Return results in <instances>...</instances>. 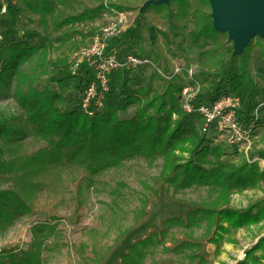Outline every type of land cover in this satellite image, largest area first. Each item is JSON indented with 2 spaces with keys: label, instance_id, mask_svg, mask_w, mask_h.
I'll list each match as a JSON object with an SVG mask.
<instances>
[{
  "label": "trees",
  "instance_id": "16d2710c",
  "mask_svg": "<svg viewBox=\"0 0 264 264\" xmlns=\"http://www.w3.org/2000/svg\"><path fill=\"white\" fill-rule=\"evenodd\" d=\"M6 1L9 12L14 10V14L21 15L29 11L38 17L43 29L51 27L55 32L94 21L108 7L119 11L135 9L137 15L132 25L109 40L107 52L118 49L121 54L144 56L151 52L158 67H161L160 54L147 51L143 44L159 49L162 42L169 47L173 41L168 33L158 29L155 21L163 19L179 24L186 20L192 26L193 41L200 48V66L214 75L207 96L198 103L231 93V82L245 78L251 91L247 94L248 101L237 113L240 123L246 125L254 118L256 109L259 112L264 109V97L262 101L255 99L253 92L258 90V84L250 78L247 69L254 51L264 65V39L252 38L241 54H234L227 32L215 29L209 0H200L198 8L192 0H170L148 6L142 5L146 0H106L107 6L105 0H89L93 6L82 0ZM50 34L33 32L26 39L11 38L0 43V97L17 99L25 110L28 124L18 131L6 127V121H0V137L9 138L8 145H11L6 151L0 147V182L7 184L0 189V226L32 214L45 191L48 196L59 181L69 176L76 184L80 202V169L91 181L92 177L138 157L148 160L161 157L163 165L159 175L152 178L148 194L134 215L136 225L149 216L151 200L162 205L166 198H174L193 187H205L209 195L204 200L191 202L193 208L185 215L162 219L158 227H152L145 236L128 244L118 264H148L147 257H152L150 264L155 263L156 251L175 252L178 261L170 264H206L211 256L207 244L214 245L213 256L217 258L224 251L225 243H238L240 228L264 220V198L243 208L231 205L232 194L263 185L264 169L257 161H248L238 148L228 151L215 141L211 132H198L194 121L200 116L184 113L180 108L183 78L166 76L171 71L169 64L161 67L163 74L155 67L125 68L113 73L104 103L94 115L85 113L81 100L68 94L74 88L76 77L80 78L79 91L93 80V74L83 64L79 70L83 75L67 69L51 70L48 80L52 83L29 91L14 87L15 76L23 63L37 54L42 59L48 57L53 47L50 42L65 43L74 36L64 31L52 40ZM149 68L150 73H146ZM259 81L264 90V72L259 74ZM130 109L131 115L126 116ZM259 126H264L262 118L257 119V131ZM30 138L44 141L45 145L29 151ZM5 153L7 161L1 159ZM253 156L264 159V149H256ZM198 229H201L199 234ZM34 230L35 243L21 254L5 253L0 264H41V237L52 235L54 227L42 223ZM131 230L120 233L117 241ZM112 249L113 246L95 247L87 264H103ZM236 264H264V235Z\"/></svg>",
  "mask_w": 264,
  "mask_h": 264
},
{
  "label": "rangeland",
  "instance_id": "374dc122",
  "mask_svg": "<svg viewBox=\"0 0 264 264\" xmlns=\"http://www.w3.org/2000/svg\"><path fill=\"white\" fill-rule=\"evenodd\" d=\"M82 1L86 5H94L89 0ZM192 3L196 8L201 5L200 0H192ZM127 12L131 13L130 18L134 20L137 11L128 9ZM107 23L108 19L104 13L94 21H85L69 28L64 27L65 30L62 32H55L51 27L45 30L40 26L38 17L29 11L21 13V15L14 14V10L9 12L7 1L0 0V43H5L7 39L11 38L26 39L33 32H40L42 35L45 32H51L52 40H55L59 33H64V31L74 34L65 43L50 42L53 47L48 57L42 59L37 54L25 64L23 63L19 68V73L15 76L14 87L17 86L20 91H29V88H37L41 84L52 83L48 80L51 76V70L67 69L79 76L83 75L84 72L80 73L79 70L82 64L85 65V61L80 62V50L88 46L92 36ZM155 25L161 31L168 33L173 42L169 47L165 44L166 42H162L159 49H155L149 43H144V48L147 51H157L160 54L159 63L161 67L165 63L169 64L170 73L178 64L193 70V76L199 82L200 91L192 105L198 104L199 99L207 96L209 83L214 79V75L200 66L202 57L199 46L192 39L191 24L186 20L179 24H171L163 19H157ZM259 36L264 39V33L253 37V39L256 40ZM67 37L69 36L67 35ZM37 39L36 37L35 40ZM228 39H230L229 34ZM74 42H76L75 45H73ZM122 49H126L124 45ZM149 56L154 62L153 53L149 52ZM77 60L80 63L79 67L76 68ZM45 65L47 70H45ZM151 68L145 72L150 73ZM247 69L250 78L258 84V90L254 91L253 95L257 101H262L264 90L259 81V74L264 72V65L255 51L248 61ZM90 72L93 74L91 70ZM179 75L183 78V85L187 80V73L182 72ZM79 80L78 77L73 80L74 88L68 94L81 100L85 87H81V91H79L77 88ZM231 90V93L240 96L242 103L248 101L247 94L250 93L251 87L247 79L232 81ZM180 108L186 113L181 96ZM131 113L132 109L126 113V116H130ZM25 115V110L20 106L17 99L4 95L0 97V121H6V127L18 131L27 128ZM258 117L264 120V109L258 113ZM194 124L198 132L203 133V119L201 117L196 119ZM214 137L215 141L222 143L228 151H236L237 147L231 144L226 137L220 135ZM8 141L9 138L0 137V147L4 151L11 147L8 145ZM42 145H45L44 141L32 138L27 143L29 151L37 150ZM256 149H264V126L263 128L259 126V130L252 136L249 152L241 151L250 162H254L252 161L254 158L260 159L256 161L260 168L264 169L263 158L251 157ZM1 159L7 161V154L5 153ZM162 165L163 158L161 157L151 160L138 157L92 177L91 181L87 180L88 174L80 169V177H82L80 178V202L76 195V184L72 182L70 176L64 178L55 185L54 190L49 191L48 196L45 191L37 201L36 210L32 214L24 216L13 224L0 226V258L7 252L12 251L21 254L23 251H27L35 243L34 239L36 240L34 227L42 223H49L54 227V232L48 237H41L43 245L40 255L41 264H87L88 258L92 256V249L97 246L106 248L113 246L103 264H118L119 257L128 244L145 236L152 227H158L162 219L185 215L187 210L193 208L191 202L204 200L209 195L207 188L193 187L181 191L174 198H166L162 205L151 200L149 216L144 222L136 225L134 215L142 205V199L148 194V186H151L152 178L159 175ZM85 174L87 176L84 178ZM6 185V183L0 182V189ZM261 198H264V183L260 188L232 194L231 205L243 208ZM131 228L132 230L128 235L117 241L120 233ZM200 232L201 229L196 231L197 234ZM263 235L264 220L242 227L238 230V243H225L224 251L217 258L213 256L214 245L207 244L206 248L211 256L206 264H236L237 261L245 258L246 251ZM153 258L156 262L152 264H170L178 261L175 252L156 251ZM151 259L152 257H147L148 264H150Z\"/></svg>",
  "mask_w": 264,
  "mask_h": 264
},
{
  "label": "built area",
  "instance_id": "2783aa9c",
  "mask_svg": "<svg viewBox=\"0 0 264 264\" xmlns=\"http://www.w3.org/2000/svg\"><path fill=\"white\" fill-rule=\"evenodd\" d=\"M130 14L127 11L108 7L105 12L108 19L107 25L92 36L88 46L80 50V62L85 61L86 67L93 72L94 77L85 86L80 102L81 109L89 115H94L95 111L102 107L105 95L109 91L110 77L118 70L155 67L163 74L162 68L156 66L152 58L147 55L121 54L118 49L107 52L109 40L121 35L132 25L133 19L130 18ZM80 62L76 61V68L79 67ZM182 72L187 73V80L181 92L185 112L197 114L203 119L202 131L204 133L211 132L214 136L226 137L240 151L248 153L252 136L257 131L258 109L253 113L254 118L246 125H242L237 113L243 108L244 103L240 101L239 95L223 94L214 100L192 105L200 91V85L193 76V70L178 64L174 66L172 73L166 76L179 75ZM256 160L260 159H252V161Z\"/></svg>",
  "mask_w": 264,
  "mask_h": 264
},
{
  "label": "water",
  "instance_id": "95a60500",
  "mask_svg": "<svg viewBox=\"0 0 264 264\" xmlns=\"http://www.w3.org/2000/svg\"><path fill=\"white\" fill-rule=\"evenodd\" d=\"M170 0H148L158 5ZM215 29L228 32L234 54H241L250 40L264 33V0H209Z\"/></svg>",
  "mask_w": 264,
  "mask_h": 264
}]
</instances>
